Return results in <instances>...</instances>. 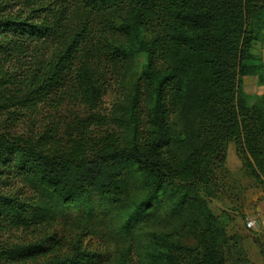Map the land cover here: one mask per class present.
<instances>
[{"label":"trees","instance_id":"trees-1","mask_svg":"<svg viewBox=\"0 0 264 264\" xmlns=\"http://www.w3.org/2000/svg\"><path fill=\"white\" fill-rule=\"evenodd\" d=\"M263 30L264 0H0V186L22 178L33 194H0V264H112L83 234L44 230L98 201L127 212L134 238L157 227L143 264L250 263L209 200L230 143L264 185V94L251 104L243 87L264 85ZM66 105L80 111L62 118Z\"/></svg>","mask_w":264,"mask_h":264},{"label":"rangeland","instance_id":"rangeland-1","mask_svg":"<svg viewBox=\"0 0 264 264\" xmlns=\"http://www.w3.org/2000/svg\"><path fill=\"white\" fill-rule=\"evenodd\" d=\"M253 52L264 64V30L259 40L254 43ZM144 61L145 58L142 57L141 64H144ZM136 69L137 72L140 71L139 64L136 65ZM135 75L136 73H133V76ZM131 79L129 86L134 82V78ZM243 83L245 93L253 100L251 104L258 96L264 94V85L260 83L257 76L246 77ZM118 100L117 90L111 92L100 103L97 112L102 116H108ZM72 107L66 105L64 109H61L60 117L70 119L72 113L80 111ZM49 111L50 117L42 118L49 120L54 115V111L47 107L41 110L40 117H44L43 115ZM225 167L228 173L222 180H219V188L216 189L215 197L209 200L210 208L216 216L221 218L227 234L230 237L241 239L244 250L242 258L249 260L248 264H264V185L248 175L235 143L228 145ZM0 194L14 195L16 198L23 199H31L33 196L31 186L22 178L5 179L0 186ZM165 212L163 210L164 214ZM56 215L58 217L54 218L50 226H45L44 230L58 236H66L69 239L83 234L84 245L104 254L105 258L112 261V264H119L123 255L128 251V264H143L138 259L136 246L137 244L145 245L144 239H149V233L157 229L152 225L141 226L136 231L135 238L130 236L123 229L127 212L112 207L107 202L102 204L98 201L92 210L74 208L64 211L61 215ZM250 220L255 222L253 229L248 226ZM33 234L37 235L40 232L38 230H28V232L11 230L5 236L10 237L11 235L13 239L24 240ZM143 251L144 249L141 254ZM229 258L231 264H238L236 263L239 258L237 255Z\"/></svg>","mask_w":264,"mask_h":264},{"label":"built area","instance_id":"built-area-1","mask_svg":"<svg viewBox=\"0 0 264 264\" xmlns=\"http://www.w3.org/2000/svg\"><path fill=\"white\" fill-rule=\"evenodd\" d=\"M248 226L253 229L255 227L254 220H250L249 223H248Z\"/></svg>","mask_w":264,"mask_h":264}]
</instances>
